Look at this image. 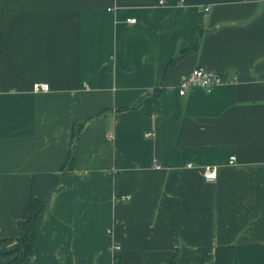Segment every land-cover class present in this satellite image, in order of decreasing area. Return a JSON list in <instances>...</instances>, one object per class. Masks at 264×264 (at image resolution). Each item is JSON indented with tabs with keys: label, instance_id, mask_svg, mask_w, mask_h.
Masks as SVG:
<instances>
[{
	"label": "crops",
	"instance_id": "crops-1",
	"mask_svg": "<svg viewBox=\"0 0 264 264\" xmlns=\"http://www.w3.org/2000/svg\"><path fill=\"white\" fill-rule=\"evenodd\" d=\"M0 32V264L33 197L18 264H264V0H0Z\"/></svg>",
	"mask_w": 264,
	"mask_h": 264
},
{
	"label": "trees",
	"instance_id": "trees-1",
	"mask_svg": "<svg viewBox=\"0 0 264 264\" xmlns=\"http://www.w3.org/2000/svg\"><path fill=\"white\" fill-rule=\"evenodd\" d=\"M2 32H0V54L2 52ZM72 152L68 160L70 165ZM46 201L33 197L30 201V217L20 222V236L14 251L10 254L14 256L5 264H18L32 257L35 249L36 221L39 213L45 207ZM9 254V255H10ZM234 247L232 245L220 246L216 249L214 264H233Z\"/></svg>",
	"mask_w": 264,
	"mask_h": 264
},
{
	"label": "built area",
	"instance_id": "built-area-1",
	"mask_svg": "<svg viewBox=\"0 0 264 264\" xmlns=\"http://www.w3.org/2000/svg\"><path fill=\"white\" fill-rule=\"evenodd\" d=\"M165 0H160V3H164ZM128 22H135L136 18H128ZM225 81V78L223 75H221L218 72H215L213 70L207 69L203 66L196 67L192 69L190 72L184 74L180 82L178 84V93L180 95H185L187 91L194 87V86H201L204 87L207 90H212V88L216 87L217 85L223 83ZM33 89L35 91H48L50 89V85L48 82H35L33 84ZM152 133H148V135H151ZM113 134H108L109 139H113ZM236 157L231 156L230 163L235 162ZM192 165L191 163L189 164ZM204 169V177L208 181L216 180L218 177V167L216 165H205L203 167ZM131 195L123 196L122 198H130ZM108 232H111V228H108ZM112 248L114 250H118L121 248L120 245L114 244L112 245Z\"/></svg>",
	"mask_w": 264,
	"mask_h": 264
}]
</instances>
